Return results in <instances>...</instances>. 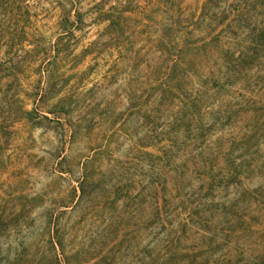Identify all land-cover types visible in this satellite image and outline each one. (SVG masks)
I'll use <instances>...</instances> for the list:
<instances>
[{"label": "rangeland", "instance_id": "obj_1", "mask_svg": "<svg viewBox=\"0 0 264 264\" xmlns=\"http://www.w3.org/2000/svg\"><path fill=\"white\" fill-rule=\"evenodd\" d=\"M96 1L23 0L28 53L0 78V264H264V54L234 76L206 63L187 27L207 0H111L128 7L112 23Z\"/></svg>", "mask_w": 264, "mask_h": 264}, {"label": "trees", "instance_id": "obj_2", "mask_svg": "<svg viewBox=\"0 0 264 264\" xmlns=\"http://www.w3.org/2000/svg\"><path fill=\"white\" fill-rule=\"evenodd\" d=\"M83 1L84 0H74L77 5ZM130 1L133 3V0ZM223 2L224 0H207L202 7V12L198 19H193L189 22L190 26L187 27V34L193 36L196 31L201 32L203 36L196 44L201 43L197 50L202 52L203 60L206 61V63H208L207 61L210 62L217 52L218 55L216 59L218 60V58H220L225 63L226 70L228 72L230 71L231 75L234 76L240 66L251 67L253 65L255 66L257 63L259 64L262 59L261 54H264V0H234V3L230 4H223ZM108 3L107 9L102 7L104 4ZM108 3H104V0L96 1V6L100 8L98 15L104 22L110 21V23H112L114 18L113 14L120 12L119 9L128 11V9H126L128 7L119 6L122 2L111 4L110 0ZM178 9L180 12L179 15L182 14L180 16H183L185 10L181 7ZM28 11L29 5L23 2V0H0V15L3 17V23L0 22V49L4 46L6 48V53H8L4 61H2V57H0V78L20 72L19 67H21L20 63L22 62V58H20V54L18 53H20V51L26 52V54L28 53L25 47H23L24 41L27 40L26 36H28V33H26L24 26H22V23L26 21V16L29 14ZM233 11L236 12V14L230 18V14ZM83 15L84 13L80 8H77L74 14L75 20H73L72 24L83 22ZM6 17H8L7 25L4 23ZM181 21L182 19L177 17L173 21V24H175L174 26L180 27ZM228 38L239 44H244L245 46L243 47H245L246 51H232L229 47H222L225 44L224 40ZM191 42H193V40ZM195 70L196 69H191L193 72H195ZM12 85L13 83L8 85L9 90L13 88ZM14 97L15 95L8 99L11 101L4 106L5 112L8 116H12L13 119L17 117L16 111H13L11 106L13 102L18 105V99H13ZM186 103L187 101L184 105H186ZM188 103H190V107L194 108L195 111L199 109V100ZM197 114H199V111H197ZM6 119L3 121H6ZM183 120L181 125L188 127L189 125L186 126ZM2 122H0L1 130L4 128V126H1V124H3ZM262 125L263 122L260 124L259 128ZM251 127L255 131L258 129V125H256L255 122L251 123ZM245 141H247V139H245ZM197 150L199 152L198 155H189L187 159H194L197 158V156H201V149ZM187 159L185 162H187ZM205 223H207V221L203 222L204 225Z\"/></svg>", "mask_w": 264, "mask_h": 264}]
</instances>
